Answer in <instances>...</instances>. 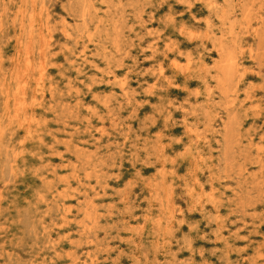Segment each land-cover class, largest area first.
Returning a JSON list of instances; mask_svg holds the SVG:
<instances>
[{
  "label": "rangeland",
  "instance_id": "374dc122",
  "mask_svg": "<svg viewBox=\"0 0 264 264\" xmlns=\"http://www.w3.org/2000/svg\"><path fill=\"white\" fill-rule=\"evenodd\" d=\"M0 264H264V0H0Z\"/></svg>",
  "mask_w": 264,
  "mask_h": 264
},
{
  "label": "bare ground",
  "instance_id": "6f19581e",
  "mask_svg": "<svg viewBox=\"0 0 264 264\" xmlns=\"http://www.w3.org/2000/svg\"><path fill=\"white\" fill-rule=\"evenodd\" d=\"M29 63V62H28ZM224 155V154H223ZM54 246V245H53ZM87 260V259H86Z\"/></svg>",
  "mask_w": 264,
  "mask_h": 264
}]
</instances>
